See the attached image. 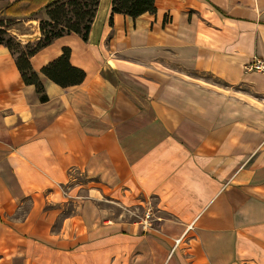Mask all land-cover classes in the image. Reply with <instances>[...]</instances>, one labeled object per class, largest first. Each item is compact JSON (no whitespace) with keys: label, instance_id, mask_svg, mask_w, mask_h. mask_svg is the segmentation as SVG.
Instances as JSON below:
<instances>
[{"label":"crops","instance_id":"0c3cea01","mask_svg":"<svg viewBox=\"0 0 264 264\" xmlns=\"http://www.w3.org/2000/svg\"><path fill=\"white\" fill-rule=\"evenodd\" d=\"M110 2L87 40L30 57L44 100L0 44V264H264V73L249 68L264 0H154L111 21ZM41 18L2 17L22 43ZM64 47L85 71L67 87L40 72ZM106 199L149 208L148 225Z\"/></svg>","mask_w":264,"mask_h":264},{"label":"trees","instance_id":"16d2710c","mask_svg":"<svg viewBox=\"0 0 264 264\" xmlns=\"http://www.w3.org/2000/svg\"><path fill=\"white\" fill-rule=\"evenodd\" d=\"M98 0H11L0 8V44L6 46L14 57L16 68L24 83L33 84L40 99H46L42 83L30 64V57L54 39L69 33L87 40ZM45 10L46 18L39 20L40 37L22 43L8 29L13 20L3 16L23 17ZM154 0H111L110 21L114 13L136 18L142 13H155ZM2 16V17H1ZM40 72L61 87L79 84L85 71L69 61V48L40 68Z\"/></svg>","mask_w":264,"mask_h":264},{"label":"rangeland","instance_id":"374dc122","mask_svg":"<svg viewBox=\"0 0 264 264\" xmlns=\"http://www.w3.org/2000/svg\"><path fill=\"white\" fill-rule=\"evenodd\" d=\"M73 174L76 175L77 179H82L77 172L73 171ZM60 189H63L66 191L68 190V187L61 186ZM62 190V192H63ZM101 205L103 207H106L108 209V215H112L113 218H120V219H126V220H133V219H139L144 217L143 210L141 208H137L135 206L129 207L128 209H124L117 203L111 202L106 199V201L101 202ZM156 213V212H155ZM195 245L192 243V246Z\"/></svg>","mask_w":264,"mask_h":264},{"label":"built area","instance_id":"2783aa9c","mask_svg":"<svg viewBox=\"0 0 264 264\" xmlns=\"http://www.w3.org/2000/svg\"><path fill=\"white\" fill-rule=\"evenodd\" d=\"M249 68L264 73V58H255L249 64ZM150 213H151L150 209L147 208L146 211H145V214H144V218H143L144 225H148L147 222H148V220L150 218Z\"/></svg>","mask_w":264,"mask_h":264}]
</instances>
